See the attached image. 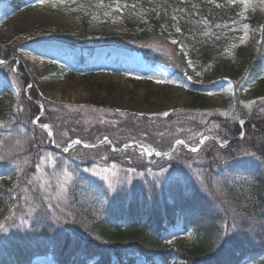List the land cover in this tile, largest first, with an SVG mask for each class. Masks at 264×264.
Returning <instances> with one entry per match:
<instances>
[{"label":"trees","instance_id":"trees-1","mask_svg":"<svg viewBox=\"0 0 264 264\" xmlns=\"http://www.w3.org/2000/svg\"><path fill=\"white\" fill-rule=\"evenodd\" d=\"M151 1L141 0V4L149 6ZM155 1L147 8L148 18L144 10L130 4L119 12L125 25L141 29L138 34L104 33L105 42L100 44L138 51L148 62L171 66L178 75L188 70L179 44L199 61L220 59L226 42L217 37L214 26L237 17L240 0ZM249 21L264 26V18ZM203 22L211 27L208 35L201 29ZM166 27L179 29L168 54L147 44L150 40L165 43ZM14 54V46H0V60H7L0 63V75L11 80L16 71L9 58ZM257 56L244 61L250 77H256L263 65L264 36ZM18 88L16 99L4 88L0 91V224L4 225L0 264H31L33 257L46 254L56 264H239L264 254V102L259 113L254 105L242 108L239 116L208 115L213 122L207 125L198 124L194 113L186 115L183 110L158 122L105 109L108 114L99 116V122L104 120L100 125L85 121L80 108L45 100L33 87L25 89L24 83ZM167 120L171 130L167 124L161 128ZM43 124L49 125L53 139ZM61 137L63 143L57 141ZM202 137L207 139L200 143ZM73 138L80 143L63 152ZM178 139L183 143L174 145ZM131 142L162 154L166 151L167 156L152 161L147 157L146 162L136 146L127 145ZM195 147L198 151L193 152ZM44 158L54 159L55 169L66 167L73 176L66 203L54 202L50 190L38 196V190L28 188L36 184L35 172ZM101 162L118 163L125 172L133 169L142 177L131 187L128 199L126 181L121 188L123 200L102 190L105 210L98 216L94 212L98 205L90 206L83 197L93 194V187L105 185L83 169ZM177 222L196 233L191 248H174L162 239L167 227Z\"/></svg>","mask_w":264,"mask_h":264},{"label":"rangeland","instance_id":"rangeland-1","mask_svg":"<svg viewBox=\"0 0 264 264\" xmlns=\"http://www.w3.org/2000/svg\"><path fill=\"white\" fill-rule=\"evenodd\" d=\"M131 1L133 2L0 0V46L6 49L15 47V54L9 60L13 59L15 62L16 71L13 72L12 80L0 75V91L4 88L7 94L16 99L20 93L18 84L24 83L25 89L33 87L38 96L45 100L74 106L75 109L80 108L85 121L100 125L104 120L99 122V116L108 114L105 109L142 115L158 122L166 120L171 113L183 110L186 115L194 113L196 122L200 125L213 122L208 119V115L212 117L218 114L222 118L239 116L242 108L251 109L254 105L258 113L263 109L264 57L261 58L263 65L259 66L261 69L256 77L248 75L250 67L244 61L248 59L254 61L258 58L256 55L264 36V26L253 24L249 20L264 18V0H248L247 6L240 2L241 10L237 17L214 26L217 37L226 42L219 60L199 61L191 56L187 47L179 44L177 48L181 50L188 68L179 75L174 73L175 69L171 66L148 62L138 51L100 44L105 42L104 33L129 31L138 34L141 31L138 27L131 29L125 25L118 14L122 8L130 4L144 10L145 13L141 12L148 18L147 8L154 6L156 1L152 0L149 6H143L141 0ZM210 28L207 23H202L204 35L212 32ZM165 29L168 34L165 43L150 40L147 44L168 54L173 50V47L170 50V45L177 42L175 34L178 31H172L167 27ZM58 36L67 37L76 45L67 43ZM0 61L7 63V60ZM19 79L20 81H17ZM193 84L200 87H193ZM193 92H199L200 96L196 97ZM232 94L234 97L227 101ZM195 102L198 105L193 108ZM16 103L13 105L14 112ZM188 119L189 117H186L184 120ZM163 123L164 126L161 128L165 129L170 125V120ZM2 128L3 125L0 126V129ZM168 129L171 130L170 126ZM49 131L47 129L48 137L53 139V136H50L52 132L49 134ZM73 139L71 140L73 142L69 141L66 144L63 152H67L69 146L79 141V138ZM64 140L65 138L61 137L57 141L63 143ZM57 141L53 140L51 143L58 146ZM176 141L174 145L177 144ZM100 142L102 140H98V143ZM127 145L131 149L136 146V153L144 155L146 162L164 154L167 156L166 151L162 154L159 151L148 150L138 142ZM46 158L40 161L35 172L36 186L28 188L31 192L38 190V196L50 190L54 202L66 203L69 188L73 185V176L66 171V167L55 169L54 166L57 164L54 159ZM83 171L105 185L102 189L93 187V194L83 197L88 200L90 206L98 205L92 207L98 216L104 215L105 210V201L101 197L102 190L107 191L111 197L117 194L118 200L124 192L121 188L126 181L128 190L125 192L128 193V199L131 187H136V183L142 177L141 173L133 169L125 172L118 163L105 166V162H101L86 167ZM81 189L83 190V187ZM28 195L31 198V194ZM197 238L193 230L183 229L180 222L167 227L162 234L164 242L174 248H191L196 244ZM263 259L264 254H259L245 258L239 264H260ZM31 264L56 263L51 256L45 255L33 258Z\"/></svg>","mask_w":264,"mask_h":264},{"label":"snow or ice","instance_id":"snow-or-ice-1","mask_svg":"<svg viewBox=\"0 0 264 264\" xmlns=\"http://www.w3.org/2000/svg\"><path fill=\"white\" fill-rule=\"evenodd\" d=\"M41 2H44V0H41ZM61 2H63V0H61ZM232 2H235V0H232ZM240 2L243 3L245 6H247V4H248V0H240ZM245 27H247V25H245ZM177 31H179V29H177ZM0 63H4V62H3V61H0ZM164 115H167V113H164ZM38 119H39V118H37V120H38ZM240 123L243 124L244 121L241 120ZM41 127L44 128V129H49V125H47V124H43V125H41ZM49 134H51L50 131H49ZM203 139H207V137H204ZM203 139L200 141L201 143H203ZM76 143H79V141H76ZM176 143H177V144H182L183 141L177 140ZM66 150H67V149H66ZM191 150H192L193 152H196V151H198V148H192ZM145 151L147 152L148 150L145 149ZM148 154L151 155L150 152H148ZM156 154H157V155H160V153H156ZM2 159H3V157H0V160H2ZM241 163H243V162H241ZM33 210H34V209H32V208L29 209V211H33ZM3 228H4V225H3V224H0V229H3Z\"/></svg>","mask_w":264,"mask_h":264}]
</instances>
